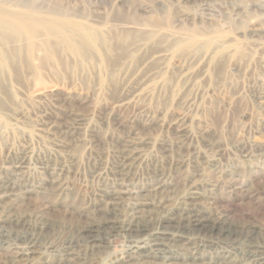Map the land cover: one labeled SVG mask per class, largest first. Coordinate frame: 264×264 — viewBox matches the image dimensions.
Wrapping results in <instances>:
<instances>
[{
	"label": "rangeland",
	"instance_id": "374dc122",
	"mask_svg": "<svg viewBox=\"0 0 264 264\" xmlns=\"http://www.w3.org/2000/svg\"><path fill=\"white\" fill-rule=\"evenodd\" d=\"M8 1L17 13L25 12L29 5H40L44 17L56 7L61 17L75 23L68 36L80 49L75 53L66 40L43 34L31 49L19 34L11 37L14 41L0 38V53L5 55L4 64L0 63V106L21 111L18 118L22 123L36 112H50L58 132H63L74 116L81 117L92 156H102L114 149L122 136L170 137L137 115L144 107L159 109L172 103L170 117L177 110L178 78L188 68L192 79L201 78L204 90L193 111L192 146L218 161L216 171L204 172L205 181L214 182V209L227 215L233 225L264 229V106L255 96L258 82L264 80V0ZM88 33L95 44L81 46ZM151 68L162 73L149 100L117 106L125 84L130 79L138 81ZM75 137L65 140L63 151L83 157L79 169L87 171L88 154L81 152V142ZM241 147L252 159L240 154ZM180 179L177 175L172 180L174 195L183 190ZM90 193L89 185L76 179L60 197L51 193L31 196L16 206L19 212L46 221L51 227L48 239L60 243L92 219L88 214L93 205ZM126 246L123 237H116L110 241L107 255L83 264H106L110 254L118 256ZM10 258L0 250V264H18ZM35 263L73 264L50 257ZM208 264L224 263L215 258Z\"/></svg>",
	"mask_w": 264,
	"mask_h": 264
},
{
	"label": "bare ground",
	"instance_id": "6f19581e",
	"mask_svg": "<svg viewBox=\"0 0 264 264\" xmlns=\"http://www.w3.org/2000/svg\"><path fill=\"white\" fill-rule=\"evenodd\" d=\"M10 2L0 0V38L14 41L11 37L19 34L31 49L38 35L57 36L78 53L80 46L68 36V29L75 23L61 17L59 9L53 7L51 15L44 17L38 9L40 5H29L25 12L17 13L11 10ZM83 43L94 45L95 40L88 33L81 46ZM1 53L3 63L5 55ZM151 69L138 81L130 79L125 84L117 106L138 104L151 97L152 86L162 73ZM192 75L188 68L180 74L181 84L175 92L177 110L170 117L167 115L172 103L159 109L142 107L137 115L146 125L164 129L169 138L122 136L116 147L102 156H92L81 117L74 116L63 132H58L50 112H36L31 120L22 123L18 118L21 111L0 106V250L18 264H34L49 257L61 263L83 264L90 258L107 255L110 241L123 237L127 242L125 250L118 256L110 254L106 264H208L215 258L224 264H264V229L238 227L214 209V180L212 184L205 181L204 172L216 171L218 161L192 146L193 111L197 96L204 92L201 78L192 79ZM258 83L255 96L264 106V80ZM75 136L81 142V152L88 154L87 171L79 169L83 157L63 151L65 140ZM240 154L253 157L245 147L240 148ZM177 175L181 176L183 190L174 195L172 180ZM76 179L91 188L93 205L87 212L93 217L62 242L49 240L50 225L19 212L16 205L31 196L51 193L60 197Z\"/></svg>",
	"mask_w": 264,
	"mask_h": 264
}]
</instances>
